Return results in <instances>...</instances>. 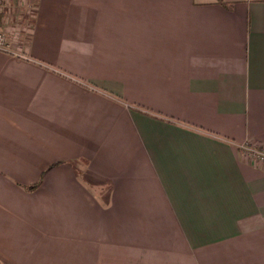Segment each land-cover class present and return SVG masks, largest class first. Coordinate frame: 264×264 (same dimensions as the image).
<instances>
[{
	"label": "crops",
	"instance_id": "crops-1",
	"mask_svg": "<svg viewBox=\"0 0 264 264\" xmlns=\"http://www.w3.org/2000/svg\"><path fill=\"white\" fill-rule=\"evenodd\" d=\"M27 1L0 264H264V0Z\"/></svg>",
	"mask_w": 264,
	"mask_h": 264
},
{
	"label": "rangeland",
	"instance_id": "rangeland-1",
	"mask_svg": "<svg viewBox=\"0 0 264 264\" xmlns=\"http://www.w3.org/2000/svg\"><path fill=\"white\" fill-rule=\"evenodd\" d=\"M33 10L27 0H0V29L5 40V51L25 39L31 28ZM253 163L259 160L249 156Z\"/></svg>",
	"mask_w": 264,
	"mask_h": 264
},
{
	"label": "built area",
	"instance_id": "built-area-1",
	"mask_svg": "<svg viewBox=\"0 0 264 264\" xmlns=\"http://www.w3.org/2000/svg\"><path fill=\"white\" fill-rule=\"evenodd\" d=\"M5 40L4 36L2 34V31L0 29V51H5ZM246 154L248 156H253L256 157L259 160V164L264 165V151H255L251 149H246Z\"/></svg>",
	"mask_w": 264,
	"mask_h": 264
}]
</instances>
